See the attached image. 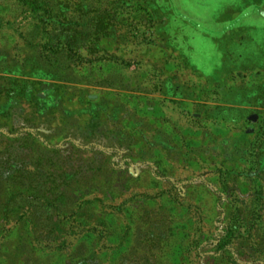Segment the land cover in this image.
I'll return each mask as SVG.
<instances>
[{
	"label": "rangeland",
	"instance_id": "rangeland-1",
	"mask_svg": "<svg viewBox=\"0 0 264 264\" xmlns=\"http://www.w3.org/2000/svg\"><path fill=\"white\" fill-rule=\"evenodd\" d=\"M0 264H264V0H0Z\"/></svg>",
	"mask_w": 264,
	"mask_h": 264
},
{
	"label": "crops",
	"instance_id": "crops-1",
	"mask_svg": "<svg viewBox=\"0 0 264 264\" xmlns=\"http://www.w3.org/2000/svg\"><path fill=\"white\" fill-rule=\"evenodd\" d=\"M222 68V65L219 66L218 70H220Z\"/></svg>",
	"mask_w": 264,
	"mask_h": 264
}]
</instances>
